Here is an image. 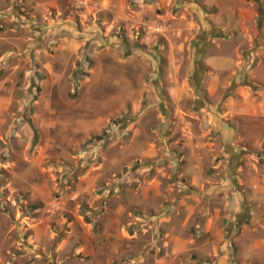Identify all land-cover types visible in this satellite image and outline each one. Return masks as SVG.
<instances>
[{
	"label": "rangeland",
	"instance_id": "374dc122",
	"mask_svg": "<svg viewBox=\"0 0 264 264\" xmlns=\"http://www.w3.org/2000/svg\"><path fill=\"white\" fill-rule=\"evenodd\" d=\"M203 22L223 29L230 45L223 52L234 50L241 67L236 107L250 104L264 114V84L250 80L264 68V0H0V104L7 108L0 111V264L213 263L211 245L202 246L193 226L194 245L174 257L161 248L151 220L102 215L72 199L78 176L104 161L108 180L117 175L101 189L109 198L135 178V137H159L172 120L171 71L177 83L185 81L195 59L190 27ZM127 57L137 62L120 66ZM133 71L154 93L144 94L143 108L154 102L144 112L119 109L125 82L131 92L136 82ZM234 120L235 170L243 178L254 173L264 187V120ZM32 186L41 208L28 213L26 205L39 202L31 201ZM236 192L250 198L246 189ZM254 195L264 201V190ZM122 232L125 253L116 239ZM246 257L229 264H250Z\"/></svg>",
	"mask_w": 264,
	"mask_h": 264
},
{
	"label": "crops",
	"instance_id": "0c3cea01",
	"mask_svg": "<svg viewBox=\"0 0 264 264\" xmlns=\"http://www.w3.org/2000/svg\"><path fill=\"white\" fill-rule=\"evenodd\" d=\"M192 26L194 36L189 43H192L195 59L184 72L185 81L177 83V70L171 71L174 81L168 99L173 105L172 120H166L165 131L162 130L159 137H135L132 155L140 166L134 172L135 178L124 183L130 187L122 185L116 199L109 198L106 189L101 192L103 185L117 176L108 180L107 171L102 169L103 164L107 165L104 161L102 166L90 167L78 176L72 199L73 202L77 198L84 200L88 208L102 211V215L119 217L123 214L138 223L151 220L154 230L159 227L161 231L154 233L162 242L161 248L174 257L187 253L194 245L189 235L193 226L205 240L202 246L211 245L207 253H211L212 264H229L233 258L238 260V256L243 255H247L244 262L264 264V201L254 199V194L264 187L254 173L250 178L240 177L241 172L235 170L238 153L234 148L236 144L233 145L238 137L233 129L237 123L234 118L264 120V114L249 107L250 104L244 109L234 103L233 98L242 91L237 86L242 70L234 50L223 52L224 46H230L223 43V29L209 22ZM134 62L137 59L127 57L119 60V65L128 67ZM262 69L259 78V73H250L252 82L264 84ZM156 71L158 73L159 69ZM132 73L136 82L132 92L127 90L131 81L125 82V95L119 98V109L142 108L144 112L154 105L152 101L146 108L141 106L145 103L144 94L154 93L144 85L140 72ZM244 76L249 80V75ZM127 78H131V73ZM233 89V95L226 97ZM6 109V103H1L0 111ZM171 129H174L172 133ZM249 130L253 132L248 127V134ZM111 164L119 163L114 160ZM224 167L225 179L221 177ZM239 189H246L250 198L244 200L236 192ZM30 190L31 201L41 203L36 195L38 187L32 186ZM175 222L179 224L174 226ZM124 235L122 232L116 236L121 253L128 251V246L121 245Z\"/></svg>",
	"mask_w": 264,
	"mask_h": 264
},
{
	"label": "trees",
	"instance_id": "16d2710c",
	"mask_svg": "<svg viewBox=\"0 0 264 264\" xmlns=\"http://www.w3.org/2000/svg\"><path fill=\"white\" fill-rule=\"evenodd\" d=\"M257 13H258V16H261V10L259 8L257 9ZM244 86L254 88L250 84L249 85L245 84ZM40 208H41V205L39 203H32V204L29 203L28 205H26V212L33 213V212L38 211Z\"/></svg>",
	"mask_w": 264,
	"mask_h": 264
},
{
	"label": "built area",
	"instance_id": "2783aa9c",
	"mask_svg": "<svg viewBox=\"0 0 264 264\" xmlns=\"http://www.w3.org/2000/svg\"><path fill=\"white\" fill-rule=\"evenodd\" d=\"M205 264H208V263H205Z\"/></svg>",
	"mask_w": 264,
	"mask_h": 264
}]
</instances>
